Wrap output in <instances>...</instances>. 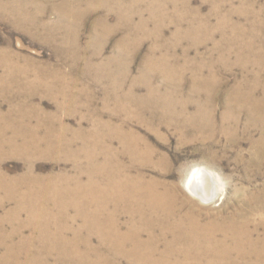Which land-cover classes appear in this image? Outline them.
Wrapping results in <instances>:
<instances>
[{"label": "bare ground", "instance_id": "1", "mask_svg": "<svg viewBox=\"0 0 264 264\" xmlns=\"http://www.w3.org/2000/svg\"><path fill=\"white\" fill-rule=\"evenodd\" d=\"M29 1L42 8L34 9L28 19L0 0V20L53 49L57 63H40L0 49V99L22 97L23 105L38 95L69 114L82 108L92 127L83 136L82 129L72 132L59 124L60 130H55L41 120L44 132L26 119L39 115L37 111L11 106L5 115L0 112V161L20 155L27 163L25 172L13 178L0 168V210L9 202L16 205L0 216V264H48L51 259L55 264L264 263V236L257 237L261 223L250 217L264 209V185L255 199L243 201L242 211L204 215L192 210L179 200L176 185L145 174L148 169L167 171V160L137 131L144 129L159 140L171 133L180 136V144L189 135L195 142L209 143L211 149L217 147L218 137L224 136L231 148L240 147L246 137L247 165L264 167V49L252 32L256 26V33L263 34L264 17L262 10L254 9L255 0L247 1L246 14L220 13L224 6L234 7V0H221L212 4L217 15L190 13L183 5L180 13L168 17H159L155 6H178L170 0ZM100 11L103 16L90 27L88 42H82L83 21ZM212 18L216 30L206 27ZM161 23H182L186 25L182 35L188 36L190 45L193 38L197 41L167 59L156 38L171 26L161 28ZM196 25L204 26L200 32L208 33L207 41H202ZM115 35H121L115 51L102 62ZM147 39L151 47L141 65L142 77L129 81L132 56ZM206 44L213 47L203 63L199 50ZM180 45L176 41V47ZM212 53L216 60L210 58ZM113 57L117 66L109 67ZM226 61L240 69L241 78L224 93L219 112L212 98L214 87L233 67L215 72L213 66ZM78 71L91 74L92 84L104 86L100 109L93 110L96 98L89 87L72 88L78 81L71 74ZM111 71L119 74L98 77L99 72L109 76ZM157 78L160 85H154ZM49 80L59 87H49ZM10 120L13 124H8ZM35 158L70 163L73 173L37 175L31 164ZM31 182L51 184L34 188ZM212 185L211 174L200 167L189 171L184 182L191 196L205 205L213 202ZM52 217L54 222H47ZM68 235H76L82 244L62 245Z\"/></svg>", "mask_w": 264, "mask_h": 264}, {"label": "rangeland", "instance_id": "2", "mask_svg": "<svg viewBox=\"0 0 264 264\" xmlns=\"http://www.w3.org/2000/svg\"><path fill=\"white\" fill-rule=\"evenodd\" d=\"M10 11H14V14H18L20 18L28 17L33 18L34 9L42 8L38 4H32L29 0H4ZM174 3L178 4V6L170 7L167 6L164 9L161 5H156V10L158 12L159 17H168L175 16L181 12V6L185 5L188 8V11H199L200 15L207 16L209 13L213 15H217L218 13H213L216 9L212 5L213 3H220L221 0H209L210 2H202L201 0H192V3L189 4L188 0H170ZM247 1L242 0V5L239 4L238 0H234V7L229 8L230 6H224L220 9V13H224L225 11H234L235 13H247ZM255 10H262L264 17V0H255L254 4ZM164 10V11H162ZM103 16V12H96L90 16H88L83 21V33H82V42L87 43L89 40V32L91 31V26L95 23V21ZM51 23L56 21V18L52 15L50 16ZM113 20V16L110 17ZM236 21L239 20L234 18ZM241 23H245L244 20H239ZM204 23V22H203ZM214 18L211 19V23H205L206 27L209 30H216L217 24ZM170 24H160L161 28L168 27ZM171 27L165 30L163 37L160 35L156 38L161 48L164 47L167 51L165 57L168 59L169 55L174 53L180 55L181 51L184 49H189L192 44L197 41L193 38V42L190 45L188 41L187 35H182V32L185 31L186 25L179 23L178 25H170ZM199 29V34L202 37V41H207L209 39L208 33L200 32L204 26L196 25ZM10 25L5 21L0 20V49H10L14 52H18L23 56H26L28 59L36 60L40 63H49L56 64V52L48 46L42 45L33 41V38L20 33L16 28ZM201 28V29H200ZM151 32L154 30V27H149ZM257 27H253L252 32L254 33V38L258 41H263V49H264V31L263 34L256 33ZM89 31V32H88ZM184 36V37H183ZM121 37V35H115L109 41L103 52V59L109 58L112 56V53L115 51V42ZM214 37V36H213ZM98 38V36H97ZM138 39V36H136ZM144 38H148L145 36ZM143 39V38H142ZM216 40L219 42V38L216 37ZM176 41H180V46L176 47ZM201 41V42H202ZM200 42V43H201ZM190 46V47H189ZM151 47V41L144 40L139 48L134 52L132 56V63L129 64L131 67V75L129 78L133 80L135 78H140L141 65L144 59H146L148 55V51ZM211 44H206L204 47L200 48V55L202 57V62L205 63L208 54L212 50ZM175 49V51H174ZM192 51V50H190ZM190 58L194 56V53L191 52ZM211 59H215L216 53H212ZM115 57L112 58L111 63L108 65L109 67H115L117 64L114 62ZM205 59V60H204ZM216 60V59H215ZM101 61V60H100ZM175 64V63H174ZM176 65V64H175ZM178 67V65H176ZM232 68V70L228 73L223 72L222 77L224 78V82L216 88L213 93V100L215 102L217 111L220 112V103L224 97V93L226 90L234 83L235 79L241 78L240 69L235 67L232 61H226V63H217L213 66V70L217 72L218 70L224 68ZM64 73H69L68 68L63 66ZM206 73V72H205ZM99 72L98 77H110L113 75H118L119 72L111 71L109 76L106 74H102ZM1 77V71H0ZM73 79H77V83L72 86V88H76V90L81 89L86 86L89 87L90 91L94 94L96 101L94 102L92 108L100 109L101 107V99L104 93V86L96 83H91L90 78L91 74L83 73L81 71L75 72L71 74ZM252 74H250V80ZM69 79V78H68ZM70 82H74L69 79ZM161 79L157 78L154 80V85H160ZM264 78L261 79L263 83ZM49 87H59L58 84H55L53 80L46 81ZM130 83V82H129ZM61 85V83H59ZM39 85V84H37ZM40 86V85H39ZM5 87V85H3ZM189 87V86H187ZM85 91V89H82ZM143 94L144 91H141ZM37 96V97H36ZM32 97L29 103L20 104L22 97L18 98H8L6 100L0 99V112L5 115L7 111L11 108V106H16L18 108H24L29 110L37 111L39 115L28 116L26 119L28 120L31 127L35 129H43L44 127L40 125V121L44 120L48 125H50L55 130L59 129V124H64L67 126L69 131H74L75 129H82V135L85 136L88 134V130L91 129L92 124L86 118H83V114L85 113L84 109L81 108L75 114H69L65 111L59 110L58 103H55L52 100L36 95ZM91 109V111L93 112ZM81 115V116H80ZM82 118V120H81ZM103 121L105 123L109 121L107 115L103 117ZM243 121H245V116L241 117ZM8 124H13L14 120L8 121ZM56 125V126H54ZM230 126V124H229ZM229 126L225 128H229ZM138 132L146 138L152 145L156 146L159 152L164 153L167 160V171L165 170H145V174L149 177H154L159 181L168 182L171 185H176V191L179 192V200L182 203H188V208L202 211L204 215L210 213H216L221 215H226V213L231 212L232 210H241V206L244 207L249 199H255L258 193L262 190L264 185V167H249L247 165L246 160L248 159L249 146L247 143V139L242 138L240 147L231 148L228 146V142L224 136L218 137L216 145L217 147L211 149V145L209 143L203 144V142H195L191 140L189 135L185 137L183 144H180V136L173 135L171 133H167L164 140H158L153 134L148 133L144 129L137 128ZM60 130V129H59ZM42 133V132H41ZM9 135V133L7 134ZM254 138L258 137V134L255 132L253 135ZM181 141V140H180ZM214 144L213 142H210ZM226 150H224V149ZM5 152L8 156L11 155V149L5 148ZM237 158H241L243 162H238ZM32 168L35 174L40 176H46L49 173H60L62 171H66L69 174L71 172V164L67 162L55 161L49 158H35L32 161ZM27 167V163L24 161L21 156L17 157H8L4 160L0 161L1 170L7 174L9 177L20 176L25 172ZM205 168L212 176V183L214 186L213 193L214 197L212 198L213 202L207 205L200 203L197 198H194L189 193L188 189H185L184 182L187 174L194 168ZM34 188L45 187L44 184L48 186L51 182H31ZM35 184V185H34ZM39 184V185H38ZM43 184V185H42ZM216 193V194H215ZM218 194V195H217ZM216 197V198H215ZM218 197H220L218 199ZM16 207L13 203L9 202L5 205L4 210H0V216H3L8 210ZM239 207V209H238ZM246 207V206H245ZM253 223H261L260 229L258 230L257 237L261 238L264 236V209L262 211L252 213ZM54 222V219L47 220V222ZM24 235L28 236V233H24ZM84 236V235H83ZM68 239H64L62 241V245L70 246V245H80L82 244L81 240L75 235H68ZM73 240V241H72ZM70 244H68V243ZM79 242V243H78ZM94 242V241H93ZM96 243V242H94ZM93 245V243H92ZM48 264H55V262L51 259L47 261ZM264 264V263H260Z\"/></svg>", "mask_w": 264, "mask_h": 264}]
</instances>
